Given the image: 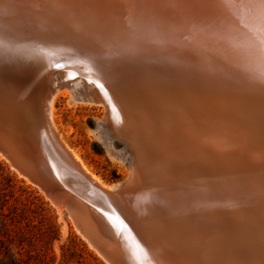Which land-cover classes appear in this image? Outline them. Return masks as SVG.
<instances>
[{
	"label": "bare ground",
	"instance_id": "bare-ground-1",
	"mask_svg": "<svg viewBox=\"0 0 264 264\" xmlns=\"http://www.w3.org/2000/svg\"><path fill=\"white\" fill-rule=\"evenodd\" d=\"M12 12L19 14L16 9ZM39 27L47 29L48 24L40 21ZM237 30L245 31L239 23ZM56 31H64V25H57ZM172 39L167 53L149 52L138 61L106 60L103 72L97 71L85 51L71 40L41 45L45 54L38 60L0 65V85L10 89L13 97L10 106L0 107L2 122L7 112L10 118L21 121L24 111L36 120L42 117V107L48 112L47 126L55 138L80 170L100 188L113 191L122 181L107 185L98 176H90L80 154L63 138L52 112L61 88L82 90L89 102L103 105L104 123L108 122L118 139L127 145L130 172L123 182L132 177L136 186L131 192L135 199L127 201H131V205L119 216L102 206L103 218L99 223L101 228L109 229L101 234L100 247L113 264H145L135 239L140 238L142 243H137L148 247L144 225L149 217L182 229L164 233L155 240L152 253L156 262L163 264L160 257L163 250L176 254L173 264H219L211 253L222 243L223 237L215 231H202L200 226L211 228L235 223L250 213L243 197L239 201L232 199L244 186L241 178L236 179L230 173L237 170V166L223 161L237 158L246 165L252 156V153L233 151L225 132L234 118V111L226 101L242 95V66L247 59L243 42L237 50L215 45L201 53L194 50V46L206 47L211 37L181 28ZM56 72L60 73L59 80L51 78ZM130 85L141 89L146 99L144 106L131 102ZM8 133L3 132L0 122V136ZM0 154L8 159L1 151ZM205 157L210 158V166L201 163ZM168 158L174 160V165ZM255 162L259 167L260 161ZM10 163L20 175L27 177ZM53 169L59 174L57 168ZM248 171L256 172L258 177L262 172ZM222 172L227 175L222 176ZM222 190H227L225 195L229 200L217 196ZM145 195H149L147 203L142 201ZM135 203H139L138 209H132ZM82 208L87 210L85 206ZM108 212L112 218L106 214ZM92 220L96 224V219ZM182 245L198 248L207 255L199 261L190 259L179 252Z\"/></svg>",
	"mask_w": 264,
	"mask_h": 264
},
{
	"label": "snow or ice",
	"instance_id": "snow-or-ice-1",
	"mask_svg": "<svg viewBox=\"0 0 264 264\" xmlns=\"http://www.w3.org/2000/svg\"><path fill=\"white\" fill-rule=\"evenodd\" d=\"M40 21L48 28L41 29ZM238 23L245 31L237 30ZM57 25H64V31H56ZM181 28L211 37L206 47L194 46L201 53L215 45L237 50L243 42L247 59L242 95L226 101L234 118L225 132L233 151L264 158V0H0V65L38 60L45 54L41 45L71 40L103 72L106 60L138 61L149 52L167 53ZM128 94L133 104L145 105L140 88L130 85ZM12 102L11 90L0 86V107ZM149 195L142 198L144 203ZM241 197L250 209L247 217L200 228L222 235V243L211 253L219 264H264V172L232 199ZM144 227L149 252L160 235L182 230L153 217ZM179 252L196 261L207 255L189 245ZM175 256L160 253L163 264H173Z\"/></svg>",
	"mask_w": 264,
	"mask_h": 264
},
{
	"label": "rangeland",
	"instance_id": "rangeland-1",
	"mask_svg": "<svg viewBox=\"0 0 264 264\" xmlns=\"http://www.w3.org/2000/svg\"><path fill=\"white\" fill-rule=\"evenodd\" d=\"M55 74L51 78L59 80L60 73ZM63 88L52 111L63 138L80 154L90 176H98L107 185L125 180L130 172L129 149L119 142L122 140L113 128L103 127L105 107L89 102L82 90ZM11 118L7 112L5 121L0 118V122L3 132H9L13 139L21 121ZM250 174L259 178L256 172ZM138 239L135 244L144 263L160 264ZM0 264L113 263L77 227L64 198L46 194L0 154Z\"/></svg>",
	"mask_w": 264,
	"mask_h": 264
},
{
	"label": "water",
	"instance_id": "water-1",
	"mask_svg": "<svg viewBox=\"0 0 264 264\" xmlns=\"http://www.w3.org/2000/svg\"><path fill=\"white\" fill-rule=\"evenodd\" d=\"M17 102L23 107L19 100ZM23 109H25V107H23ZM40 111L42 117L40 116L36 120H32L26 111H24V119L19 122L18 129H14V138L18 143L14 138L12 140V135L9 134L10 136H8L2 134L0 136V151L10 159L14 166L23 172L32 183L43 189L46 194L64 198L70 207L77 227L90 242L107 257L100 247V239H102L100 237L101 234L109 231L107 228H101V224H99L102 223L101 219L103 218L101 207H106L109 212L117 216H119V213L123 214L128 210L126 208L128 205H131L132 199H135V194L133 195L131 191L136 185L133 186L134 181L132 177L127 179L125 183L122 181L113 191L104 190L96 185L80 170L79 166L70 157L63 145L55 138L56 136L52 133L51 129L48 128V112L42 107ZM103 127H110L112 129L108 122H105ZM120 143L128 151L123 141H120ZM168 160V162L173 163L171 165H174L173 159L168 158ZM223 161L233 162L234 165L237 166V170L230 173L236 179L241 178L240 180L244 182V185L253 179L250 172H254L249 171L248 173V170H262V172H264V158L257 154H252L246 165H242L237 158H235V160L223 159ZM255 161H260L259 167H256ZM201 163L210 166V158H203ZM52 165L56 166L55 168H57L59 174H55ZM242 166L245 168H242ZM174 171V168H172V172ZM221 174L222 176L227 175H225L224 172ZM211 178L215 179L213 176H211ZM222 191L223 192H219L218 194L220 195L217 196L229 200V197L225 195V191L227 192V190ZM128 200L131 201L127 202ZM81 205L85 206L87 210L85 211ZM138 207L139 203H135L132 209H138ZM94 218L96 219L97 225L93 223L94 221L92 219ZM91 222L93 224H91ZM93 225H95V229Z\"/></svg>",
	"mask_w": 264,
	"mask_h": 264
}]
</instances>
